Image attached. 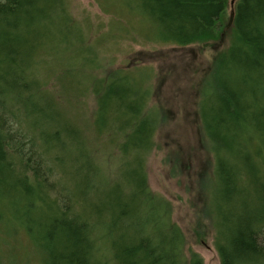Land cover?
I'll list each match as a JSON object with an SVG mask.
<instances>
[{
  "label": "trees",
  "instance_id": "1",
  "mask_svg": "<svg viewBox=\"0 0 264 264\" xmlns=\"http://www.w3.org/2000/svg\"><path fill=\"white\" fill-rule=\"evenodd\" d=\"M60 1L0 0V198L11 202L9 214L5 215L7 225L13 220L20 223L19 228H0V264H29L27 257L21 259L15 251L13 256L11 246L18 243L19 236L36 249L39 264H202L196 253L186 249L182 231L169 219L170 202L148 189L142 152L146 149L149 153L154 147L155 118L145 115L147 92L140 90L139 76L135 73L133 78L129 68L93 86L98 98L95 130L106 132L108 125L113 126L107 132L109 140L118 143V155L126 159L125 172L115 178L110 191L103 195L102 211L97 209L98 218L103 214L101 220L112 221L111 224L102 222L103 228H91L89 222L70 213L68 201L54 195L60 184L50 167H41L40 173L28 168L30 178L14 173L13 159L5 145L8 136L4 132V116L20 123L9 108L21 105L38 131L53 117L40 105L36 106L33 98L25 96L29 89L20 72L25 46L49 27L50 16L55 14ZM138 3L134 9L157 24L156 37L161 43L188 46L215 42L228 26H223L228 0H138ZM233 10L230 44L215 61L214 85L210 96L205 93L209 103L202 110L216 156L215 184L218 183L217 200L222 208L219 228H214V247L220 264H264V0H236ZM51 35L49 41L58 49L66 45L59 30ZM223 35L228 37L226 30ZM80 50L85 54L80 47L79 55ZM90 61L94 66V58ZM8 93L14 97L7 99L19 105L7 104ZM204 109L210 113L208 117L203 114ZM64 118L66 124L54 120L56 124L48 130L66 133L70 128L77 138L79 131L68 125L66 115ZM19 131L27 139L25 151L31 152L27 146H35L33 136ZM50 136L56 140L58 135ZM47 139L43 135L40 144L45 145ZM18 145L14 143L15 147ZM77 145L72 147V155L78 162L73 163L85 170L78 157L86 159V163L88 157ZM57 146L65 151L61 142ZM34 155L45 163L44 152ZM36 178L41 180L37 182ZM44 184L51 195L49 201L45 200L48 208L41 202ZM61 191L58 190L63 195ZM34 200L41 202L36 205L45 215L33 218ZM1 213L0 210V220ZM108 215L110 218H103ZM108 245L109 252H103L101 248Z\"/></svg>",
  "mask_w": 264,
  "mask_h": 264
},
{
  "label": "rangeland",
  "instance_id": "2",
  "mask_svg": "<svg viewBox=\"0 0 264 264\" xmlns=\"http://www.w3.org/2000/svg\"><path fill=\"white\" fill-rule=\"evenodd\" d=\"M235 1L228 0L223 15V26H228L215 42L176 46L157 40V24L134 9L139 5L138 0H61L53 17L50 16L49 27L38 32L34 42L25 46L20 72L29 89L25 96L33 98L36 106L40 105L53 117L46 119L50 121L38 131L21 105L9 108L19 117L20 123L4 116V132L8 136L5 145L13 159L14 173L30 178L31 168L40 173L41 167H50L56 172V178L59 177L60 186L54 195L68 201L70 213L89 222L91 228L111 224L112 221L101 220L103 214L98 218L97 209L102 211L103 195L110 191L115 178L125 172L126 159L118 155V143L109 140L107 132H111L113 126L108 125L106 132L95 130L98 98L93 86L115 72L129 68L133 78L136 74L139 76L140 90L147 92L145 115L155 118L154 147L149 153L146 149L142 152V169L148 189L170 202L169 219L182 231L186 249L196 253L202 264H220L214 247V228H219L222 210L217 200L218 183L215 184L216 156L213 142L206 133L202 110L209 103L207 96L214 85L215 61L230 44L229 27ZM63 17L68 20L63 22ZM57 30L66 39V45L60 49L49 41ZM225 30L228 37L223 35ZM80 47L85 49V54L82 50L81 55L78 54ZM92 58L94 66L90 61ZM10 97H14L13 93H8L6 99ZM8 102L12 101L7 99ZM206 110L203 114L208 117L210 113ZM34 112L35 109L31 114ZM65 115L68 125L79 131L77 138L70 128L66 133L48 130L56 124L54 120L66 124L62 120ZM102 126L104 129L105 125ZM19 130L33 136L35 146H27L31 152L25 151L27 139ZM52 133L58 135L56 140L50 136ZM43 135L48 138L45 145L39 141ZM15 142L19 143L16 147ZM59 142L65 145V151L57 146ZM76 143L88 157V163L78 157L85 170L73 163L78 162L72 155V147L78 146ZM39 152H44L45 163L34 155ZM24 154L27 156L23 157ZM117 163L119 167L115 166ZM46 187L45 184L41 187L45 195L41 202L48 208L45 200L49 201L51 195ZM58 190H62L64 196ZM0 200L7 201L6 204L0 202L4 207L3 210L0 208L3 212L0 228H19L20 223L15 220L7 225L5 215L9 214L11 202L8 198ZM34 201L33 218L45 215L36 205L41 202ZM108 217L110 215L103 218ZM13 244V256L16 253L21 259L27 257L29 264H39L40 255L23 237L19 236L18 243ZM108 248L110 250L111 246L101 250L107 253Z\"/></svg>",
  "mask_w": 264,
  "mask_h": 264
}]
</instances>
